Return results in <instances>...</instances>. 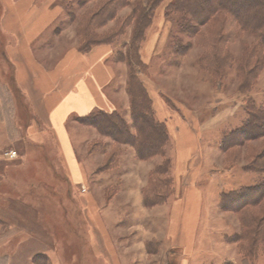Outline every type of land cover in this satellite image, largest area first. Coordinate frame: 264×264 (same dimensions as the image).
Segmentation results:
<instances>
[{"label":"rangeland","instance_id":"rangeland-1","mask_svg":"<svg viewBox=\"0 0 264 264\" xmlns=\"http://www.w3.org/2000/svg\"><path fill=\"white\" fill-rule=\"evenodd\" d=\"M10 1L23 0H0V264H264V238L253 236L259 226L264 231V197L254 191L248 198L251 204L245 212L261 220L251 226L255 232L248 238L244 232L254 230L244 227L232 196L225 195L260 181L246 165L264 152V137L222 142L227 132L242 125L248 99L264 107V67L256 77H248L249 90L244 89L245 75L238 74L257 36L225 12L198 26L196 33L181 32L177 16L169 21L165 16L168 0L160 3L143 30L133 7L147 0L32 2L60 10L31 43L45 67L72 47L85 49L111 40L114 48L118 78L108 93L118 101L117 112L129 136L118 139L102 131L103 115L88 123L73 116L69 132L89 175L80 184L71 179L69 173H74L59 154L53 131L38 123V132L29 133L36 114L17 87L8 56L17 38L1 21ZM157 19L163 21L159 34ZM149 31L163 39L147 62L142 49ZM138 59L146 68L133 65ZM134 67L148 95L152 83L172 114L197 126L202 164L189 162L185 170L194 178L178 176L177 142L165 121L163 152L140 155L128 91ZM121 90L123 102L116 95ZM11 150L17 152L15 157L7 154ZM191 186L199 189L202 200L195 230L188 233L191 203L181 200ZM255 237L259 244L253 247ZM250 252L253 258L248 259Z\"/></svg>","mask_w":264,"mask_h":264},{"label":"crops","instance_id":"crops-1","mask_svg":"<svg viewBox=\"0 0 264 264\" xmlns=\"http://www.w3.org/2000/svg\"><path fill=\"white\" fill-rule=\"evenodd\" d=\"M34 1L23 0L19 3L10 1L6 4L7 8L1 20L3 29L17 38L16 44L7 49L12 60L14 79L19 90L28 96L35 110L36 121L34 125L29 126V133L38 132L36 131L38 123L45 125L47 130H52L59 154L68 165H71L69 171L74 173L72 176L68 172L71 179L74 183L84 184L88 180V171L86 165L76 155L68 124L73 116H84L94 110L108 113L118 110L116 97L113 99L108 93L118 78L114 48L108 43L97 44L87 50L72 47L65 50L51 67H45L36 58L31 43L40 36L43 29L53 23L60 10L46 4L34 6L32 5ZM156 22L161 27L158 30L159 34L163 28V21L157 19ZM162 39V36H156L149 31L142 49L145 61L148 62L152 58L156 52L154 47ZM147 88L157 119L167 123L172 138L177 142L178 176L184 173L194 178V173L185 170L189 162L196 161V165L202 164L203 148L197 126L186 124L183 119L172 114L156 86L151 83ZM124 94V90L116 94L121 102L125 101ZM192 155L194 158L197 156L198 160L191 161ZM200 200L201 192L192 186L186 190V196L181 200L183 203L187 201L191 203V208L187 212L188 233L195 230L200 214L196 209L201 204Z\"/></svg>","mask_w":264,"mask_h":264},{"label":"trees","instance_id":"trees-1","mask_svg":"<svg viewBox=\"0 0 264 264\" xmlns=\"http://www.w3.org/2000/svg\"><path fill=\"white\" fill-rule=\"evenodd\" d=\"M161 2H163V0H147L134 4L133 12L139 14V22L142 30L144 29L142 25H145L146 29L151 24L154 13ZM165 6V16L167 20L169 21L172 15H176L182 29L181 32H188L190 30V33L193 31L196 33L198 26L210 21L215 14L225 12L231 14L240 23L243 29L255 34L258 39L256 46L249 51L248 55L243 59V62H240L238 65V74L245 75L246 77L244 82L247 86L244 87V89L249 90L252 86L249 81H252V78L248 79V77L251 75L256 77L262 67H264V0H168ZM242 11H245L246 14L243 15L241 13ZM143 33L144 32H142V34ZM102 43L111 44V40L91 44L86 46L85 49L82 48V50L90 49L92 46ZM133 65L146 68L145 64L139 59L137 63ZM249 66H252V68H249L247 71V67ZM134 68L136 73L131 75L128 87L133 105L132 116L134 121L137 122L136 130L138 132V139H134V142H138V151L142 158H146L153 152H163L162 146L168 139V132L163 123L155 118L152 100L147 93L146 86L135 77L138 70L137 67ZM245 111L247 116L242 125L227 132L222 142L230 140L231 137L240 138V140H243V138L248 140L264 137V107L257 105L255 101L250 98L247 100ZM98 114L103 115L102 120H100L101 122L104 121L102 125L100 124L102 131L110 133V136L115 135V138L118 139L122 137L121 135L126 134L129 136L127 124L117 111L108 113L103 110H94L87 115L74 116V118L81 120L83 123H88L87 121H91V119ZM107 127H110V129L112 128V131L110 132L104 129ZM142 152L144 153L143 155ZM246 168L258 173L261 176L260 181L225 195L232 196L233 208L241 212V219L244 227L249 228L251 226L256 227L254 223L257 225L258 222L261 221L259 219L257 222L255 218L245 212V208L248 207L247 205L251 204L248 198L252 192H259V195L264 197V152L247 164ZM254 227L248 230H254L251 233L245 231L243 237L248 235V238H251L249 236L255 232ZM256 234L264 238V231L260 226L257 227L255 235L253 234V236H256ZM256 241H258L256 237L254 240L251 239V245L253 247L258 243ZM250 255L251 252L246 254V257L248 259L253 258ZM248 261L247 264H249Z\"/></svg>","mask_w":264,"mask_h":264},{"label":"built area","instance_id":"built-area-1","mask_svg":"<svg viewBox=\"0 0 264 264\" xmlns=\"http://www.w3.org/2000/svg\"><path fill=\"white\" fill-rule=\"evenodd\" d=\"M7 154L11 157H15L17 155V152L15 150H11V151L7 152Z\"/></svg>","mask_w":264,"mask_h":264}]
</instances>
